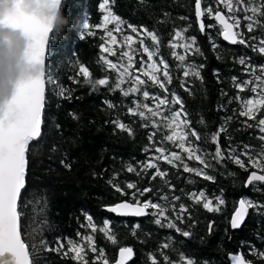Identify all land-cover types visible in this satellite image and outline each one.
Wrapping results in <instances>:
<instances>
[{"label": "trees", "instance_id": "obj_1", "mask_svg": "<svg viewBox=\"0 0 264 264\" xmlns=\"http://www.w3.org/2000/svg\"><path fill=\"white\" fill-rule=\"evenodd\" d=\"M102 3L104 0H63L61 11L72 22V27L58 40L53 39V34L49 42L42 135L37 141L30 142L27 185L18 206L22 239L29 247L33 264H77L62 253L67 251L69 241L86 244L83 237L88 235L93 237L98 251L104 250L109 264L116 260L121 247L133 250V258L127 264H153L150 257L155 258L156 264H184L181 257L192 259L194 264H230L229 256L237 253L243 254L247 261L264 264V257L257 255L264 253V184L247 185L251 171L264 172L252 168L248 163L249 156L244 154L247 152L259 158L264 142L259 140L262 134L258 128L246 126L245 121L251 124L256 121L239 115L241 101L235 99L237 95L247 99L256 94L250 91L251 85L241 93L233 83V77L241 83L253 79L252 73L245 70L246 65L239 63L241 58L246 60L247 67L257 69L256 74H259V66L264 65V57L253 51V46L264 39V27H256L249 33L247 21L243 19L245 13L237 12L241 20L237 30L243 33L247 44L230 45L221 39V28L207 14L201 18L206 29L200 31L195 0H109V10L125 22L121 25L122 31L116 30L115 22L107 25V31H111L117 40V44L112 45L117 54L112 56L101 50V45L109 46L111 39L106 36L105 28L100 27L106 14L100 8ZM256 3L260 4L261 0ZM207 7L213 12L222 10L230 15L217 0H202V8ZM259 19L264 24V17ZM85 23L89 25L88 29L83 28ZM127 24L147 29L159 37V56L155 59L158 62L163 57L169 65L172 81L167 85L168 92L150 81L129 96L114 89L118 72L109 69L100 57L103 55L119 65L120 54L127 50L124 36H136ZM181 29H187L185 39L176 42L182 44L195 37L194 47L200 50L199 53H187L184 66H197L201 78L184 77V68L179 67L181 62L171 55L169 41ZM139 39L152 46L150 37L142 35L137 37ZM133 47L138 51L129 71L132 75H141L138 71L141 60L146 63L147 58L138 44ZM176 51L185 54L183 48ZM123 62L127 63L126 58ZM81 64L88 68L93 80L108 78L109 84L97 85L95 89L85 84L79 74ZM49 72L51 84L47 83ZM141 78L147 81V77L141 75ZM61 87L69 90L63 96L57 94ZM129 87L131 82L125 78L121 88ZM145 90L150 93L148 99L143 97ZM172 93L183 101L180 118L188 121V127L184 129L189 133L186 144L210 164L204 171L214 177L212 180L183 170L185 163L197 169L204 165L189 160L187 154L176 147L177 142L164 139L171 129L165 126L162 116L151 117L143 108L140 110L145 111L147 118L129 112L130 108L143 104L154 109L156 102L152 97H167L171 101ZM108 103L113 107L109 108ZM162 109L163 116L170 117L172 112L180 111V106L170 102ZM258 118L264 116L258 114ZM117 121L128 126L131 134L116 127ZM192 131L198 133L199 139L190 135ZM215 133H219L217 142L212 140ZM217 143L221 148V159L215 158ZM158 147L180 153L182 162L177 161V166H173L163 160H154L159 156L155 151ZM231 155L239 156L247 170L236 165L230 159ZM149 160H154L167 175L153 178L155 169L143 168ZM129 166L135 171L129 172ZM128 183L135 184L136 189H128ZM113 184L124 191L117 192ZM145 188L152 191L139 195ZM133 192L137 193L135 198ZM200 192L219 210L209 212L203 207L204 201L197 203L192 194ZM165 196L168 200L162 199ZM173 197H179V200ZM217 198L224 203L218 204ZM242 198L251 200L258 207L250 209L243 226L235 230L230 219ZM136 199L161 204L165 208V217L155 215V209H149L144 218L117 217L105 210L118 202L134 203ZM181 204L186 212H180ZM87 216L92 217L97 229L107 220L117 243L113 244L99 230L93 232L87 227ZM157 218L161 219V224L155 223ZM169 221L176 227H168ZM209 225L213 226L211 231ZM183 232L190 235L184 236ZM57 241L63 242L64 249L48 251L57 247ZM166 244L168 247H164ZM85 251L92 264L98 251L93 253L87 247Z\"/></svg>", "mask_w": 264, "mask_h": 264}, {"label": "snow or ice", "instance_id": "obj_2", "mask_svg": "<svg viewBox=\"0 0 264 264\" xmlns=\"http://www.w3.org/2000/svg\"><path fill=\"white\" fill-rule=\"evenodd\" d=\"M218 4H222L224 8L227 9L230 15L223 14L220 10L213 12L211 7L202 8V0H195V16L197 21H199V29L201 32H204L206 25L201 19L206 14L207 16L213 17L218 25L221 27L219 35L223 36V39L229 41L232 44H247L246 39L243 36V33L238 31L241 27V20L236 15L237 12L243 11L245 15L243 19L247 21L246 27L249 33H251L256 27H264V24L261 23L259 17H264V0H261L260 4L256 3V0H217ZM109 0H104V3L100 4V8L104 9L106 14L104 16V23L100 27H104L106 30V36L111 39L108 41L107 47L103 44L101 45V50L103 53H109L112 56H116L112 45L117 44L116 37L111 31H107V25L115 22L116 30L122 31L121 25L125 22L119 17L114 15L109 10ZM252 13L248 15L247 13ZM12 23L14 26L20 27L26 34L31 37L32 45L30 49V57L34 62L41 64L42 71L36 77L21 81L17 90L14 94V97L9 105V107L3 112L0 113V253L4 251H9L13 254L15 259V264H33V261L30 259L29 247L26 245L22 239L21 234V213L18 211V203L21 201L23 190L26 189V175H27V153L29 150L30 142H33L40 138L42 135V124L43 118L42 113L45 107V75H46V40L48 28L46 25L38 21L33 17L26 16L22 13H18L12 18ZM89 25L85 23L83 25L84 29H88ZM127 27L131 29L132 33H135L136 36L126 35L124 36V44L127 46V50L122 51L120 54V63H113L112 60L107 59L105 56H101L100 60L103 61L109 69L115 70L118 72L117 80L114 85V89H120L124 96H129L130 93H135L140 91L141 85H145L148 81L152 85L159 87L168 92L167 85L171 83L172 77L169 73V65L163 57H160L158 62L156 57L159 56V44L160 39L154 33L150 32L147 29H139L132 24H127ZM211 28L214 25H207ZM187 29L177 30L175 35L170 39L169 46L172 49L171 55L176 60L180 61L181 64L179 67H183L184 77L194 76L196 78H201L200 71L195 65L184 66L186 62V54L189 52L199 53V48H195L196 43L195 37L188 38L185 43H177L178 40H184V33ZM91 35V33H89ZM150 37L152 41V46L149 47L145 44L143 39L137 40V37L140 36ZM83 39V36H81ZM139 45V50H142V54L146 55L147 62L142 59L138 71L144 77H147V81L141 78V75H132L130 69L133 68L135 63L134 54L138 51L137 48H134L133 45ZM216 45L213 43V48ZM177 48H183L185 54H178L176 51ZM253 51L258 52L262 57H264V39L260 40L259 45L253 46ZM127 60V63L123 61ZM241 65H246L245 70L252 73L253 79L245 80L242 83L237 82V78L233 77L234 87L239 89L242 93L246 88L250 87V91L255 95V97H250L243 99L240 95L235 97L236 100L241 101V110L239 115L242 117H247L248 120L256 121L255 124L248 123L245 121L247 127L249 128H258L259 132L262 134L259 136V140L264 142V118H258V114L264 116V65L259 66V74L257 73L256 68L247 67V62L244 58L239 60ZM162 66V67H161ZM199 67H203L202 65ZM79 74L83 77V82L89 84L92 88H96L97 85H108V78L95 79L91 78V73L88 68L82 64L79 67ZM49 79L47 83H53L51 79V73H48ZM127 78L131 82V87L126 90L121 88V85L125 82ZM77 82V81H74ZM183 87V83L181 84ZM187 91V89H185ZM66 89L60 88L57 93L60 96L65 94ZM143 97L148 99L150 97L149 91H143ZM70 98V96H69ZM156 102L155 108L149 107L148 104L137 105L136 108H130L129 112L134 115L138 114L141 118H147L146 113L141 108L146 109L148 113L151 114V117H160L162 116L165 126L171 129V133L164 137L167 141L177 142L176 147L181 149L184 153L187 154L189 160H196L200 164L204 165V168H191L186 163L183 164V170L185 172H194L197 176H203L206 180H212L214 177L207 175L204 171L205 168L210 167V164L206 163L200 155L197 154V150L191 147L190 144H186L188 140L189 133L184 131L188 127V121L186 119H181V114L183 112V101L175 93L171 94V101L167 97L161 98L160 96L152 97ZM177 104L180 106V111H174L171 113V116H163L162 106L168 105L169 103ZM107 103V102H106ZM108 107L111 108L113 105L108 103ZM186 116V114H184ZM116 127L128 131L131 134V129L128 128L125 124L120 123L119 121L115 122ZM156 125V121L153 120V126ZM223 131V129H221ZM191 136L199 139L198 133L192 131ZM219 133H215L212 136L213 142H217V137ZM152 139V136L149 137V140ZM248 146L245 145V148ZM159 156L155 157L154 160H163L166 163L177 166L176 162H182V157L178 152H167L163 147H158L155 149ZM245 155L249 156L248 163L252 168L264 172V143L261 144V150L259 153V158L251 156L249 153L245 152ZM215 158H223L221 148L217 143ZM230 159L238 165L241 169H246L245 162L239 158V156L231 155ZM154 160H149L146 164L143 165L144 169H155L154 177L159 176L161 178L165 177L167 173L160 170ZM129 172L135 171L132 166H129L127 169ZM256 182L264 184V174H259L258 171H251L247 176V185H253ZM109 183H113L109 181ZM117 192H123L118 185L113 184ZM128 189H136V185L133 183L127 184ZM139 191V190H137ZM152 189L145 188L143 191L139 192V195L150 192ZM136 192H133V197L135 198ZM192 198L197 202H203V207L209 212L218 211L219 208L213 205L212 200H208L205 197L203 192L197 194H192ZM164 200H168V197H162ZM175 200H179V197H173ZM218 204H223L224 201L220 198H217ZM258 205L248 199H240L238 202V207H236L234 214L231 217V227L233 229L239 228L242 222L245 220L246 216L249 214V210L252 208H257ZM155 209L157 210L155 215L158 217H165V208L159 203H153L152 201H144L136 199L134 203L122 202L117 203L114 206L109 207V211L118 213L120 215H133V216H143L147 214V210ZM184 205H180V212H186ZM179 215L177 219H179ZM89 227L93 232L99 230L104 233L106 238L109 241H112L113 244H116L117 241L115 236L111 234L109 227V222L106 220L102 228L97 229V226L92 222V217H86ZM156 224H161V219L157 218L155 220ZM163 226V225H162ZM168 227L174 228L176 225L171 221L168 222ZM212 225H209V230L211 231ZM180 231L179 228L176 229ZM184 236H189L190 233L183 232ZM86 244H78L73 241L68 242L67 251H63L64 257H70L71 260L76 261L77 264H89L87 259V254L85 248L91 250L93 253H97V248L95 246V241L91 235L83 237ZM65 245L62 241H57V247L55 249L49 248L48 251L61 252L64 249ZM168 247V245H164ZM120 257L116 264H126V261L130 260L133 255V250L130 247H121L119 249ZM258 256L264 257V253H258ZM153 264H156L154 257H150ZM167 259V257H165ZM181 260L184 261V264H194L192 259H185L181 257ZM232 264H251L250 261L244 259L243 254H233L231 255ZM97 262H102V264H109L108 259L105 257L103 249H99L98 254L96 255L95 261L92 264H97Z\"/></svg>", "mask_w": 264, "mask_h": 264}, {"label": "clouds", "instance_id": "obj_3", "mask_svg": "<svg viewBox=\"0 0 264 264\" xmlns=\"http://www.w3.org/2000/svg\"><path fill=\"white\" fill-rule=\"evenodd\" d=\"M61 0H0V113L10 105L21 81L36 77L41 64L30 57L31 37L12 18L18 13L47 26V37L58 40L72 22L61 11Z\"/></svg>", "mask_w": 264, "mask_h": 264}, {"label": "water", "instance_id": "obj_4", "mask_svg": "<svg viewBox=\"0 0 264 264\" xmlns=\"http://www.w3.org/2000/svg\"><path fill=\"white\" fill-rule=\"evenodd\" d=\"M62 3H63V0H61V5H60V7L62 6ZM221 12H222V11H221ZM222 13H223V12H222ZM223 14H224V13H223ZM214 20H215V19H214ZM215 22H216V21H215ZM216 24L218 25L217 22H216ZM218 26H219V25H218ZM219 27H220V26H219ZM220 28H221V27H220ZM51 36H52V35H50L49 37H47V40H46V54H45V60H46V62H47V58H48V47H49V42H50ZM220 36H221V39H222L224 42H226L227 44L235 45V44L230 43L229 41L224 40L222 35H220ZM45 91H46V85H45ZM43 110H44V109H43ZM42 118H43V113H42ZM37 140H38V139H37ZM37 140H35V141H37ZM259 174H261V173H259ZM122 202H128V201H121V202H118V203H122ZM116 204H117V203H116ZM116 204H113V205H111V206H114V205H116ZM18 206H19V203H18ZM111 206H107V207H105V210H106L108 213H111V214H113L114 216H117V217L144 218V217H146V216L148 215V213H149L148 210H147V214H146V215H143V216L120 215V214H118V213H114V212L109 211L108 209H109V207H111ZM237 207H238V205H237ZM234 212H235V211H234ZM233 214H234V213H233ZM233 214H232V215H233ZM231 217H232V216H231ZM246 217H247V216H246ZM245 220H246V218H245ZM245 220L242 222L241 226H240L239 228H236L235 230L240 229V228L243 226ZM230 225H231V219H230ZM237 254H241V253H237ZM133 255H134V254H133ZM133 255H132V257H131L130 260L126 261V264L132 260ZM231 255H233V254H231ZM231 255L229 256V262H230V264H232V261H231ZM119 257H120V252L118 251V253H117V258H116V260H115L112 264H116V262L119 260ZM244 259H245V258H244ZM245 260H246V259H245ZM246 261H247V260H246ZM0 264H15V259H14L13 254H12L11 252H9V251H4V252L0 253ZM251 264H255V263H252V262H251Z\"/></svg>", "mask_w": 264, "mask_h": 264}]
</instances>
